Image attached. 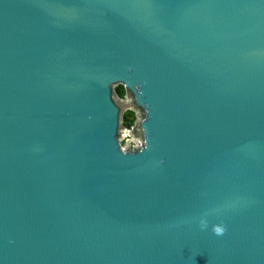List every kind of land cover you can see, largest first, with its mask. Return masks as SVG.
Returning <instances> with one entry per match:
<instances>
[{
  "label": "water",
  "instance_id": "1",
  "mask_svg": "<svg viewBox=\"0 0 264 264\" xmlns=\"http://www.w3.org/2000/svg\"><path fill=\"white\" fill-rule=\"evenodd\" d=\"M0 264H264V0H0Z\"/></svg>",
  "mask_w": 264,
  "mask_h": 264
},
{
  "label": "rangeland",
  "instance_id": "2",
  "mask_svg": "<svg viewBox=\"0 0 264 264\" xmlns=\"http://www.w3.org/2000/svg\"><path fill=\"white\" fill-rule=\"evenodd\" d=\"M127 121L128 122L125 123V119H124V123H125L126 127L129 129L134 122V117L132 115H129ZM121 145L124 146V142H121ZM132 145H134V144L132 143Z\"/></svg>",
  "mask_w": 264,
  "mask_h": 264
},
{
  "label": "clouds",
  "instance_id": "3",
  "mask_svg": "<svg viewBox=\"0 0 264 264\" xmlns=\"http://www.w3.org/2000/svg\"><path fill=\"white\" fill-rule=\"evenodd\" d=\"M213 232H214L215 234L219 235V234H222L223 229H222L221 227H219V226H214V227H213Z\"/></svg>",
  "mask_w": 264,
  "mask_h": 264
},
{
  "label": "trees",
  "instance_id": "4",
  "mask_svg": "<svg viewBox=\"0 0 264 264\" xmlns=\"http://www.w3.org/2000/svg\"><path fill=\"white\" fill-rule=\"evenodd\" d=\"M129 115H132L134 117V114L132 112H126L125 115H124V119H125V123H127V119L129 117Z\"/></svg>",
  "mask_w": 264,
  "mask_h": 264
}]
</instances>
